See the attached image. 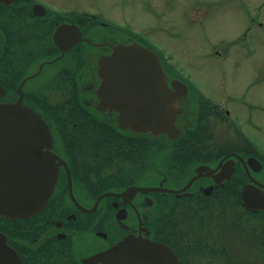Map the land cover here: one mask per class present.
Returning <instances> with one entry per match:
<instances>
[{
	"label": "flooded vegetation",
	"instance_id": "1",
	"mask_svg": "<svg viewBox=\"0 0 264 264\" xmlns=\"http://www.w3.org/2000/svg\"><path fill=\"white\" fill-rule=\"evenodd\" d=\"M134 41L159 56L179 92L175 139L122 125L101 103L100 59ZM163 51L82 2L0 0V104L37 111L59 157L41 211L0 215V244L22 264H102L97 254L131 233L169 245L183 264H264L261 141ZM17 129L0 126L10 132L0 135L5 160V146L21 143Z\"/></svg>",
	"mask_w": 264,
	"mask_h": 264
},
{
	"label": "water",
	"instance_id": "2",
	"mask_svg": "<svg viewBox=\"0 0 264 264\" xmlns=\"http://www.w3.org/2000/svg\"><path fill=\"white\" fill-rule=\"evenodd\" d=\"M99 64L101 103L120 111L122 125L165 133L169 139L181 133L176 125L181 111L179 92L168 85V75L155 52L136 41L119 43ZM173 85L177 87L175 81ZM153 111L158 114L146 113ZM2 125L18 126L21 143L5 146L6 151L11 149V160L0 155V215H34L46 205L58 181L59 157L52 150L49 126L22 101L0 104ZM5 133L10 132L0 131V135ZM3 148L0 143L1 152ZM96 257L102 264H182L167 244L132 233ZM0 264L22 262L13 249L0 244Z\"/></svg>",
	"mask_w": 264,
	"mask_h": 264
},
{
	"label": "rangeland",
	"instance_id": "3",
	"mask_svg": "<svg viewBox=\"0 0 264 264\" xmlns=\"http://www.w3.org/2000/svg\"><path fill=\"white\" fill-rule=\"evenodd\" d=\"M69 1L144 32L189 70L203 97L226 100L264 149V0Z\"/></svg>",
	"mask_w": 264,
	"mask_h": 264
}]
</instances>
